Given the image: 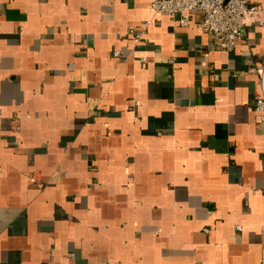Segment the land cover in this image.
Segmentation results:
<instances>
[{"label":"crops","instance_id":"obj_1","mask_svg":"<svg viewBox=\"0 0 264 264\" xmlns=\"http://www.w3.org/2000/svg\"><path fill=\"white\" fill-rule=\"evenodd\" d=\"M247 1L226 51L151 0H0V264H264Z\"/></svg>","mask_w":264,"mask_h":264},{"label":"built area","instance_id":"obj_2","mask_svg":"<svg viewBox=\"0 0 264 264\" xmlns=\"http://www.w3.org/2000/svg\"><path fill=\"white\" fill-rule=\"evenodd\" d=\"M151 9L176 19L180 26H188L195 19L196 25L207 34L214 48L232 50L244 36L247 21H256L260 6L247 0H151ZM149 21L145 22L146 25ZM141 35L135 36L136 40ZM117 56L118 52H114ZM261 97L253 104L260 121L264 123V62L260 67ZM34 182V178L30 177ZM239 229V226H236Z\"/></svg>","mask_w":264,"mask_h":264}]
</instances>
